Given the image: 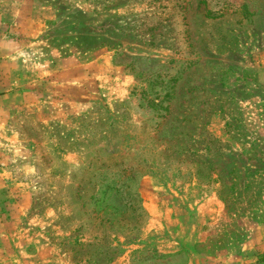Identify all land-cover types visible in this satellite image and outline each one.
Segmentation results:
<instances>
[{
    "label": "rangeland",
    "instance_id": "374dc122",
    "mask_svg": "<svg viewBox=\"0 0 264 264\" xmlns=\"http://www.w3.org/2000/svg\"><path fill=\"white\" fill-rule=\"evenodd\" d=\"M4 93L0 264L262 260L264 0H0ZM103 146L150 167L130 242L62 196Z\"/></svg>",
    "mask_w": 264,
    "mask_h": 264
},
{
    "label": "trees",
    "instance_id": "16d2710c",
    "mask_svg": "<svg viewBox=\"0 0 264 264\" xmlns=\"http://www.w3.org/2000/svg\"><path fill=\"white\" fill-rule=\"evenodd\" d=\"M149 168L146 161L141 165L135 162V153L107 150L104 146L93 151L86 149L70 183L61 187L64 202L67 206L73 204L72 210L78 212L81 231L75 239L87 233L99 241L113 233L124 236L125 242L136 240L145 216L136 182ZM111 190L125 201L124 207L120 208L114 201L107 203L106 195ZM99 252L102 251L90 255L98 256Z\"/></svg>",
    "mask_w": 264,
    "mask_h": 264
},
{
    "label": "crops",
    "instance_id": "0c3cea01",
    "mask_svg": "<svg viewBox=\"0 0 264 264\" xmlns=\"http://www.w3.org/2000/svg\"><path fill=\"white\" fill-rule=\"evenodd\" d=\"M6 98V94H2L0 95V104L4 101V99ZM262 260H259V264H264V254L261 255Z\"/></svg>",
    "mask_w": 264,
    "mask_h": 264
}]
</instances>
